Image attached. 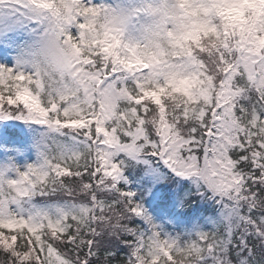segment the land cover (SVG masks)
<instances>
[{
    "label": "snow or ice",
    "instance_id": "obj_1",
    "mask_svg": "<svg viewBox=\"0 0 264 264\" xmlns=\"http://www.w3.org/2000/svg\"><path fill=\"white\" fill-rule=\"evenodd\" d=\"M5 8L0 264H264V0Z\"/></svg>",
    "mask_w": 264,
    "mask_h": 264
},
{
    "label": "trees",
    "instance_id": "obj_2",
    "mask_svg": "<svg viewBox=\"0 0 264 264\" xmlns=\"http://www.w3.org/2000/svg\"><path fill=\"white\" fill-rule=\"evenodd\" d=\"M93 4H105V5H111L110 0H92ZM33 157H35V154L33 153ZM162 185H158L160 187ZM197 205H193V207H196ZM199 208L201 211L197 212L194 216H192L188 222L183 225V231L191 232L189 230V226L192 222L195 220H203L204 218H214L218 215L219 209L213 204L211 201L208 202H199ZM220 222V219L215 220L214 223H208L204 222L202 223L200 231L209 232L212 231L214 228L218 227Z\"/></svg>",
    "mask_w": 264,
    "mask_h": 264
},
{
    "label": "rangeland",
    "instance_id": "obj_3",
    "mask_svg": "<svg viewBox=\"0 0 264 264\" xmlns=\"http://www.w3.org/2000/svg\"><path fill=\"white\" fill-rule=\"evenodd\" d=\"M111 1V5H113L115 3V0H110ZM0 15L4 16V17H10V16H13L14 15V12L13 10L11 9H0ZM6 24H13L14 21L12 19H7L5 21ZM12 55H16V52L14 51ZM11 59V57H10ZM217 219H220L221 220V213L219 211L218 215L214 218H204L203 220H195L194 222H192L189 226V230L190 231H195V230H200L201 229V226H202V223L204 222H208V223H214L215 220Z\"/></svg>",
    "mask_w": 264,
    "mask_h": 264
},
{
    "label": "clouds",
    "instance_id": "obj_4",
    "mask_svg": "<svg viewBox=\"0 0 264 264\" xmlns=\"http://www.w3.org/2000/svg\"><path fill=\"white\" fill-rule=\"evenodd\" d=\"M128 2V0H115V3L113 4V6L117 5V4H121L124 5ZM141 20H143V18H141ZM140 26L137 25V28H139ZM133 35H137V33H133Z\"/></svg>",
    "mask_w": 264,
    "mask_h": 264
}]
</instances>
